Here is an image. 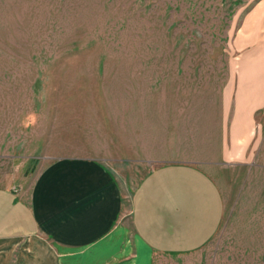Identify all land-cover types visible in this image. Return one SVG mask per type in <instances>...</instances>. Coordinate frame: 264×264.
Listing matches in <instances>:
<instances>
[{
    "label": "rangeland",
    "instance_id": "374dc122",
    "mask_svg": "<svg viewBox=\"0 0 264 264\" xmlns=\"http://www.w3.org/2000/svg\"><path fill=\"white\" fill-rule=\"evenodd\" d=\"M262 66L264 0H0V178L44 152L92 156L129 198L155 166L194 161L220 188V229L149 264H264V105L242 125L220 107Z\"/></svg>",
    "mask_w": 264,
    "mask_h": 264
},
{
    "label": "crops",
    "instance_id": "0c3cea01",
    "mask_svg": "<svg viewBox=\"0 0 264 264\" xmlns=\"http://www.w3.org/2000/svg\"><path fill=\"white\" fill-rule=\"evenodd\" d=\"M245 93L238 88L236 99L220 102L225 117L230 111L245 116L241 125L264 105V66L256 67ZM36 157L40 162L28 177L19 166L13 179L0 178V264H101L121 250L125 264H149L148 251L189 254L220 229V188L194 161L155 166L126 198L111 161L47 152ZM126 222L135 231L133 243L125 237ZM59 250L69 254L59 258Z\"/></svg>",
    "mask_w": 264,
    "mask_h": 264
}]
</instances>
